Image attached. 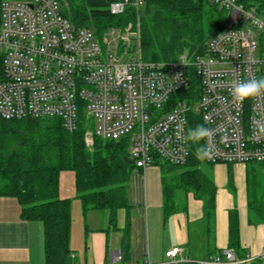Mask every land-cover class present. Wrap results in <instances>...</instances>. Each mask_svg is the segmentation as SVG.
Masks as SVG:
<instances>
[{
  "label": "built area",
  "instance_id": "built-area-1",
  "mask_svg": "<svg viewBox=\"0 0 264 264\" xmlns=\"http://www.w3.org/2000/svg\"><path fill=\"white\" fill-rule=\"evenodd\" d=\"M210 1L226 9L228 18L226 27L209 39L206 53L153 61L143 59L140 51L144 0L110 2L111 15L129 9L135 19L100 35L74 26L62 15L61 0H2L0 119L58 117L72 131L81 110L93 123L85 132L87 144L93 135L128 136L134 166L144 169L155 159L173 164L189 159L192 143L185 137L195 114L196 125L213 131L214 154L205 162H264V135L254 134L264 125V96L241 105L231 96L236 82L264 77V19L236 0ZM191 84L198 87L195 99ZM182 91L194 101L170 103ZM164 256L167 262L189 264H256L264 252L257 258L238 257L225 248L221 255L191 259L172 246ZM111 258L117 260L119 254L113 252Z\"/></svg>",
  "mask_w": 264,
  "mask_h": 264
},
{
  "label": "trees",
  "instance_id": "trees-1",
  "mask_svg": "<svg viewBox=\"0 0 264 264\" xmlns=\"http://www.w3.org/2000/svg\"><path fill=\"white\" fill-rule=\"evenodd\" d=\"M112 1L61 0V13L74 26L89 27L100 35L111 26L121 27L135 19L129 9L122 15H111L107 7ZM236 2L245 9H254L264 19V0ZM207 7L226 11L210 0H144L140 10L142 58L171 61L180 54L188 58L205 54L209 39L227 25V21L218 20L213 26H205L211 12ZM190 86L195 99L198 87ZM182 94L187 91L173 94L170 103L186 99ZM194 99L186 100L191 103ZM198 118L192 114L191 128L197 126ZM92 128L93 123L81 110L72 131L66 130L58 117L0 119V196L18 201L23 220L42 223L45 264H73L69 247L71 202L58 196L60 172L74 173L76 197L83 214L91 209H105L109 212L110 226H114L116 211L128 206L127 184L135 168L129 153V137L104 139L93 135L91 144H87L85 132ZM196 147L192 144V154L183 164L157 159L152 164L160 168L166 215L174 210L175 190L191 192L202 199L207 215L214 208L216 186L206 166L217 163L198 161L194 155ZM235 164L246 166L248 220L264 223V162ZM228 178H232L231 172ZM237 222L236 210H229V244L235 247L239 237ZM235 247L229 249L241 257Z\"/></svg>",
  "mask_w": 264,
  "mask_h": 264
},
{
  "label": "crops",
  "instance_id": "crops-1",
  "mask_svg": "<svg viewBox=\"0 0 264 264\" xmlns=\"http://www.w3.org/2000/svg\"><path fill=\"white\" fill-rule=\"evenodd\" d=\"M206 169L216 186L209 216L204 201L183 190L174 191V210L166 215L160 168L150 165L132 170L126 191L128 206L116 211L114 226H110L105 209H91L83 214L76 197L74 173L60 172L58 196L70 199L74 220L76 207L86 219L81 228L70 222L73 264H141L143 260L153 264H189L167 262L164 252L172 246L180 247L191 259H204L235 247L229 244L231 209L236 210L238 220L235 249L241 257L257 258L264 252V223L248 220L246 166L217 163ZM113 252L119 254L117 260H112ZM256 260V264H262L264 258ZM0 264H45L42 223L23 220L20 205L13 197L0 196Z\"/></svg>",
  "mask_w": 264,
  "mask_h": 264
},
{
  "label": "clouds",
  "instance_id": "clouds-1",
  "mask_svg": "<svg viewBox=\"0 0 264 264\" xmlns=\"http://www.w3.org/2000/svg\"><path fill=\"white\" fill-rule=\"evenodd\" d=\"M231 96L237 105L243 104L246 99L264 96V77L236 82L231 89ZM254 134L264 135V125H258L254 129ZM212 137L213 131L203 124L189 128L185 141L197 145L194 155L198 161H207L213 157L215 149ZM201 141H207V143L201 144Z\"/></svg>",
  "mask_w": 264,
  "mask_h": 264
},
{
  "label": "rangeland",
  "instance_id": "rangeland-1",
  "mask_svg": "<svg viewBox=\"0 0 264 264\" xmlns=\"http://www.w3.org/2000/svg\"><path fill=\"white\" fill-rule=\"evenodd\" d=\"M211 8L212 7L208 8L211 12L209 13L210 16L206 18L205 26H207V27L213 26V25H215V22L218 20L223 21V22L227 21V18H228V12L227 11L220 10V9H219V11L218 10H211ZM134 44H135L134 41H132L131 45L133 46ZM132 46H131V48H133L135 50L136 44L134 45V47H132ZM79 209H78V207H76V212H75V216H74L75 220H74V218L72 217V214L74 212L72 211V207H71V224L73 223L74 227H76L78 225L81 228V226L86 224V219L84 218V216L81 217V212H79ZM73 220H74V222H73Z\"/></svg>",
  "mask_w": 264,
  "mask_h": 264
}]
</instances>
